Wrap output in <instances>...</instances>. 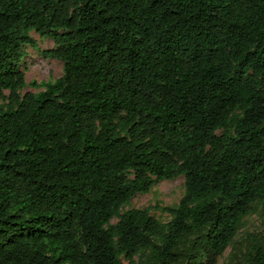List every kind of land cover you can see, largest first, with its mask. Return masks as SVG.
I'll return each instance as SVG.
<instances>
[{
  "label": "trees",
  "instance_id": "trees-1",
  "mask_svg": "<svg viewBox=\"0 0 264 264\" xmlns=\"http://www.w3.org/2000/svg\"><path fill=\"white\" fill-rule=\"evenodd\" d=\"M30 31L62 74L20 96ZM179 176L167 222L119 212ZM257 209L264 0H0V264H196Z\"/></svg>",
  "mask_w": 264,
  "mask_h": 264
},
{
  "label": "rangeland",
  "instance_id": "rangeland-1",
  "mask_svg": "<svg viewBox=\"0 0 264 264\" xmlns=\"http://www.w3.org/2000/svg\"><path fill=\"white\" fill-rule=\"evenodd\" d=\"M29 37L33 41V48L29 45L22 46L23 56L19 62V69L23 72L24 87L19 91L23 93H38L43 89L33 87L41 83L53 82L62 74V64L56 59H45L40 52L52 49L53 42L44 36H40L33 31L29 32ZM6 93V92H5ZM220 134V131L216 132ZM183 193V177L179 176L171 181H159L155 183L148 193L135 195L128 203L121 208L120 213L129 209H147L150 216L159 222L165 223L171 217L162 212L165 207L173 208L177 205ZM156 207V208H155ZM116 219L111 222L114 223ZM247 234H251L258 239L264 248V239L261 237V225L259 209L242 219L241 228L222 252L220 256L209 257L203 252H199L196 264H244V254L248 250L245 240ZM147 252L139 253L130 261L121 259L122 264H145ZM176 264H191L185 259H180Z\"/></svg>",
  "mask_w": 264,
  "mask_h": 264
}]
</instances>
